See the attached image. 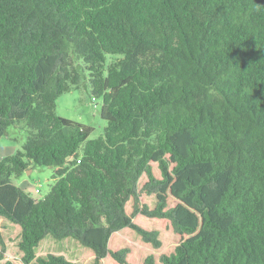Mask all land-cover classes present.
<instances>
[{
	"label": "trees",
	"instance_id": "obj_1",
	"mask_svg": "<svg viewBox=\"0 0 264 264\" xmlns=\"http://www.w3.org/2000/svg\"><path fill=\"white\" fill-rule=\"evenodd\" d=\"M85 69L97 139L55 112ZM22 121L0 264H264V0H0V139Z\"/></svg>",
	"mask_w": 264,
	"mask_h": 264
},
{
	"label": "rangeland",
	"instance_id": "obj_2",
	"mask_svg": "<svg viewBox=\"0 0 264 264\" xmlns=\"http://www.w3.org/2000/svg\"><path fill=\"white\" fill-rule=\"evenodd\" d=\"M122 56L107 54L104 61V75L109 66L114 65ZM74 66L82 69L83 64L74 59ZM90 72L86 69L77 87L61 95L56 100V115L74 124L90 130L89 139H97L104 135L106 123L101 119L102 98L94 96L90 81ZM93 98L95 100H93ZM29 135L25 121L19 122L7 129V133L0 139V160L6 156L21 152ZM54 168L31 165L20 177H12L11 184L22 189L36 200L43 199L53 186L55 179ZM38 191V193L35 192Z\"/></svg>",
	"mask_w": 264,
	"mask_h": 264
},
{
	"label": "built area",
	"instance_id": "obj_3",
	"mask_svg": "<svg viewBox=\"0 0 264 264\" xmlns=\"http://www.w3.org/2000/svg\"><path fill=\"white\" fill-rule=\"evenodd\" d=\"M93 100H95V99L93 98ZM35 192H36V193H38V191H37V190H35Z\"/></svg>",
	"mask_w": 264,
	"mask_h": 264
}]
</instances>
